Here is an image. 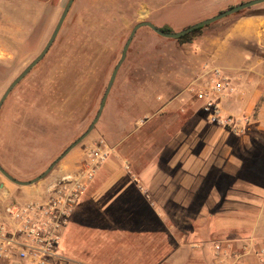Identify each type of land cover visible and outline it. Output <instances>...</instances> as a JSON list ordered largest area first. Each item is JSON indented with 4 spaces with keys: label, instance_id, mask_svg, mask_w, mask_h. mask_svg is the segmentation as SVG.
Listing matches in <instances>:
<instances>
[{
    "label": "rangeland",
    "instance_id": "374dc122",
    "mask_svg": "<svg viewBox=\"0 0 264 264\" xmlns=\"http://www.w3.org/2000/svg\"><path fill=\"white\" fill-rule=\"evenodd\" d=\"M68 1L0 0V99L45 48ZM243 1L247 0H74L47 54L11 91L0 109V164L20 179H31L87 130L138 22L150 20L157 27L168 24L177 32ZM258 11H264V3L204 26L192 42L186 43L161 36L148 26L137 30L100 119L71 150L80 152L81 162L101 140L110 148L109 157L90 187L89 198L80 204L72 230L65 237V243L79 251L74 258L95 264L162 263L169 251L163 249L162 232L138 233L139 218L131 216L132 204L138 202V209L145 213V205L141 208L139 199L148 196L149 191L146 187L148 194H143L129 172L139 174L131 165L130 154L132 144L142 140L129 132L137 126V119L147 120L148 116L118 113H141L139 105L132 102V95L143 90L142 84H163L167 76L183 81L189 75L180 72L190 53H197L200 46L210 43L211 35L222 32L238 16ZM206 63L215 65L203 60L182 92L194 82L205 83ZM187 97L191 99L190 95ZM122 138L123 144L119 145ZM68 154L42 179L44 182L62 169L60 164ZM0 180L13 186L12 191L8 188L11 197L23 195L19 185L1 172ZM120 191L125 194L123 198L118 195ZM147 219L144 214V224ZM156 228L161 230V226ZM191 252L184 254L193 256ZM207 252L205 258L209 259L210 251Z\"/></svg>",
    "mask_w": 264,
    "mask_h": 264
},
{
    "label": "crops",
    "instance_id": "0c3cea01",
    "mask_svg": "<svg viewBox=\"0 0 264 264\" xmlns=\"http://www.w3.org/2000/svg\"><path fill=\"white\" fill-rule=\"evenodd\" d=\"M209 39L210 43L199 47L198 54L187 56L180 72L187 73V78L180 81V77L167 76L163 84H142L143 90L134 92L132 102L143 113H118L148 116L141 124L137 119V126L129 132L142 139L132 144L130 160L149 191L148 196L139 199L145 213L138 209V202L132 204L131 216L139 218L138 233L162 232L163 249L169 251L161 264H257L254 254H247L243 248L248 243L264 241V13L240 15ZM205 59L232 78L234 91L220 100L224 111L247 114L251 119L248 130L240 136L210 124L198 104L179 100V94ZM119 126L123 131L122 121ZM118 144H123V138ZM80 157L78 150L71 151L61 168L72 169ZM44 183L41 180L17 187L23 196H40ZM90 187L74 215L89 198ZM8 188L14 190L0 180V191L8 193ZM118 195L125 196L121 191ZM144 214L148 217L145 224ZM73 217L61 251L77 262L95 264L74 258L78 249L65 243ZM215 244L232 249L233 257L223 262L216 259ZM207 250L209 259L205 258Z\"/></svg>",
    "mask_w": 264,
    "mask_h": 264
},
{
    "label": "built area",
    "instance_id": "2783aa9c",
    "mask_svg": "<svg viewBox=\"0 0 264 264\" xmlns=\"http://www.w3.org/2000/svg\"><path fill=\"white\" fill-rule=\"evenodd\" d=\"M207 79L204 84L193 83L179 96L181 102L200 103L206 120L235 136L244 134L250 125L249 115H234L224 111L220 100L234 91L230 75L220 66H203ZM188 95L191 99H188ZM144 122V119L138 123ZM110 148L104 140L88 150L87 156L70 170L61 169L47 179L40 196H16L0 191V262L7 264H84L66 256L61 246L74 212L95 180L102 163L109 157ZM128 169L129 165L126 166ZM138 189L148 194L146 186L131 170ZM247 254L264 264V241L247 244ZM215 258L223 262L233 257V250L215 244ZM238 254L235 256L237 257ZM235 264H239L236 261Z\"/></svg>",
    "mask_w": 264,
    "mask_h": 264
},
{
    "label": "water",
    "instance_id": "95a60500",
    "mask_svg": "<svg viewBox=\"0 0 264 264\" xmlns=\"http://www.w3.org/2000/svg\"><path fill=\"white\" fill-rule=\"evenodd\" d=\"M74 0H69L65 9L63 10L61 17L49 39V41L47 42L45 48L41 51V53L32 61L30 62L26 68L11 82V84L9 85V87L7 88V90L5 91V93L3 94V96L0 99V109L3 106L6 98L8 97V95L11 93V91L21 82L22 79H24L26 77V75H28V73L44 58V56L47 54L48 50L50 49L51 45L53 44V42L55 41L68 13L69 10L73 4ZM264 3V0H247V1H243L239 4L233 5L229 8H227L226 10H223L221 12H219L218 14H216L215 16H212L208 19L202 20L200 22H197L195 24H192L184 29H182L181 31H164L162 30L160 27H157L155 24H153L150 20H143L138 22L132 29L127 42L125 43L124 47H123V51H122V55L120 60L118 61V63L116 64V66L114 67L112 74L110 76L105 94L102 98V101L100 103L99 106V110L95 116V118L93 119V121L91 122V124L89 125V127L87 128V130L79 137L77 138L74 142H72L65 150L64 152L56 159L54 160L50 166H48V168H46L43 172H41L39 175L31 178V179H27V180H23L20 179L16 176H14L12 173H10L5 167H3L0 164V172L11 182L20 185V186H28V185H32L35 184L39 181H41L42 179H44L48 174H50V172L54 169V167L58 164V162L65 157L75 146H77L94 128V126L96 125V123L98 122V120L101 117V114L103 112L104 106H105V102L107 100V97L112 89V86L115 82L116 76L118 74V71L120 69V67L122 66L124 60L127 57V53H128V49L130 47L131 42L133 41V38L137 32V30L143 26H148L151 29H153L156 33L160 34L161 36L164 37H168V38H179L182 35L198 28V27H202V26H206L208 24H211L213 22H216L218 20H221L227 16H230L234 13H237L241 10L253 7L255 5L258 4H262Z\"/></svg>",
    "mask_w": 264,
    "mask_h": 264
},
{
    "label": "trees",
    "instance_id": "16d2710c",
    "mask_svg": "<svg viewBox=\"0 0 264 264\" xmlns=\"http://www.w3.org/2000/svg\"><path fill=\"white\" fill-rule=\"evenodd\" d=\"M247 9H251V7L250 8H247ZM244 10H241V11H239L237 13H240V12H242ZM261 13H264V11H258V12L249 13V14H261ZM203 27L204 26L198 27V28H196V29H194V30H192V31H190V32L182 35L181 37L178 38L179 41H181V42H192L193 41V38L195 37V35H197V33H199ZM160 28L162 30H164V31H173V29L171 28V26H169L168 24H166V25H164V26H162Z\"/></svg>",
    "mask_w": 264,
    "mask_h": 264
},
{
    "label": "flooded vegetation",
    "instance_id": "af4514ba",
    "mask_svg": "<svg viewBox=\"0 0 264 264\" xmlns=\"http://www.w3.org/2000/svg\"><path fill=\"white\" fill-rule=\"evenodd\" d=\"M49 51V50H48Z\"/></svg>",
    "mask_w": 264,
    "mask_h": 264
}]
</instances>
